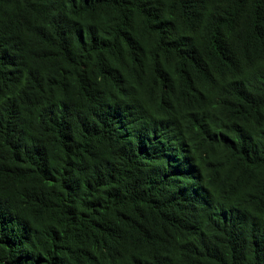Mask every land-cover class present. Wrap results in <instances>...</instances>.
Listing matches in <instances>:
<instances>
[{"label": "trees", "instance_id": "1", "mask_svg": "<svg viewBox=\"0 0 264 264\" xmlns=\"http://www.w3.org/2000/svg\"><path fill=\"white\" fill-rule=\"evenodd\" d=\"M0 264H264V0H0Z\"/></svg>", "mask_w": 264, "mask_h": 264}]
</instances>
